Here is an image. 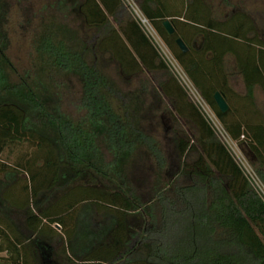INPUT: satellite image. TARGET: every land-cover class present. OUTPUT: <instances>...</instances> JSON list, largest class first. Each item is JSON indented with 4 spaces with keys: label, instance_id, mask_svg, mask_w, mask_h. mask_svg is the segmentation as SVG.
<instances>
[{
    "label": "trees",
    "instance_id": "1",
    "mask_svg": "<svg viewBox=\"0 0 264 264\" xmlns=\"http://www.w3.org/2000/svg\"><path fill=\"white\" fill-rule=\"evenodd\" d=\"M63 1L89 34L87 43L46 31L39 49L51 68L76 77L81 115L61 113L25 78L9 86L0 75V156L22 142L34 148L13 167L0 160V236L6 245L0 253L9 254L0 264H264L263 202L121 0ZM134 1L264 184V118L254 95L255 89L264 94V38L252 20L232 15L234 29L223 33L227 20L206 0L177 6ZM165 21L174 34L166 32ZM228 59L242 79L243 96L229 84ZM0 62L9 65L1 49ZM110 63L136 82L133 91L116 90L104 73ZM215 93L227 103L225 113ZM161 105L158 136L145 121ZM21 176L27 178L23 206L4 192ZM83 177L90 183H74ZM2 181L10 185L3 189ZM61 189L82 196L61 210L54 209L56 200L40 205ZM79 205L87 211L76 214ZM13 211L23 213L24 235ZM177 223L187 234V251L164 241Z\"/></svg>",
    "mask_w": 264,
    "mask_h": 264
},
{
    "label": "rangeland",
    "instance_id": "2",
    "mask_svg": "<svg viewBox=\"0 0 264 264\" xmlns=\"http://www.w3.org/2000/svg\"><path fill=\"white\" fill-rule=\"evenodd\" d=\"M170 1L175 3V6H177V2L180 4V0ZM206 1L211 5L212 10L217 14L220 20H227L226 24L222 26L220 30L221 32L227 33L229 30L234 29L233 22L230 18H232V15L242 13L252 20L255 28L254 31L259 38H264V0ZM0 4L4 5L0 12V49L9 63V65H7L0 62V75L3 77V83L9 86H16L20 82L21 77L25 78L27 83L34 88V90L36 89V92L42 93L47 99L49 105L58 108L61 113L70 117H79L81 115L78 110V98L80 92L79 82L76 77L57 71L55 68H51L41 54L39 43L41 38L45 37L43 35L46 34V31H50L49 33L53 32L54 34L56 32L59 35V38H62V36H73L81 43H87L89 34L85 31L80 19L70 12L68 4L63 0H0ZM125 6L127 7V5ZM126 7H124L126 16L132 19ZM111 25L116 27L112 20ZM166 48L171 57L175 59L167 46ZM158 56L162 61L160 55ZM88 60L90 61V58H88ZM226 64L229 73V84L238 78L237 82L233 81L232 83L234 87L233 90H243L242 81H238L239 79L241 80V77L237 74L232 59H228ZM168 71L171 74V77L174 78L171 71L169 69ZM104 73L114 81L116 90L121 93H129L136 88V82L123 77L122 74L117 71L114 64H108ZM155 79L157 81H163L164 77L162 74H158ZM149 86H156V81L153 80V82H150ZM254 93L258 108H264V94L259 89H255ZM144 97L146 98L147 96L145 95ZM162 106L163 105L159 106V109H157V112L152 119H147L145 121L146 125L151 124L152 127H155L151 130L158 136L161 135L162 132L158 123L159 117L164 114L161 110ZM227 148L237 163H239L238 158L246 159L249 162L243 148H235L234 146H227ZM33 152L34 148L30 147L27 143L22 142L21 144L4 150L0 156V160L8 166L13 167L21 157L26 154H32ZM26 180L27 178L25 176H21L20 182H18L19 184L9 187L4 191H7L6 193H8V196L12 197L17 205L23 206L26 203V195L21 190V187ZM2 182L4 183V181ZM74 183L86 185L90 183V180L87 177H83L78 178ZM74 183H71L70 186ZM7 185L10 184L8 182L4 183L2 185L3 189H5ZM96 185L100 187L105 186L106 183L103 181H97ZM62 189L59 190L56 195L50 194V199L42 201L40 205L45 206L56 200L52 205L54 206V209L61 210L62 208H65L66 204L71 203L82 196V193L76 192L75 189L68 194H64V192H62L64 190ZM76 209V214L87 211V208L81 207V205L77 206ZM11 213L12 221L17 223V232H21L24 235L23 213L19 211H13ZM0 216H2L1 213ZM183 226L184 225H182V227ZM180 228L181 227H178V223L175 225L171 224L169 228L170 232L168 236L164 238V241L166 242V245L171 246L174 249H177L180 247L179 245H181L183 248L182 250L187 251L189 249L187 247L188 237ZM54 229L57 234L60 233L57 228L54 227ZM61 238L62 236H60V239ZM5 246L4 240L0 236V248L3 249ZM8 256V253H0V258L2 259H7ZM34 260L37 261L36 258ZM32 264H34V261Z\"/></svg>",
    "mask_w": 264,
    "mask_h": 264
},
{
    "label": "built area",
    "instance_id": "3",
    "mask_svg": "<svg viewBox=\"0 0 264 264\" xmlns=\"http://www.w3.org/2000/svg\"><path fill=\"white\" fill-rule=\"evenodd\" d=\"M121 2L124 7H126L125 5H127L126 8L128 9L132 17V20L138 25V27L146 36V38L149 40V42L151 43L157 54L160 55L163 63L171 71L173 77L180 85V87L184 90L188 99L191 100L193 105L198 109V111L201 113L207 124L210 126V128L215 134V137L225 146L227 150H228L227 146L229 147L234 146L235 148L239 147L235 142H233L229 138V136L226 134L220 122L216 119L213 112L210 110V108L201 98L200 94L194 88V86L192 85V83L190 82V80L182 70V68L175 61V59L171 57L165 44L158 36L157 32L155 31L151 23L148 21V19L142 14L136 2L134 0H121ZM238 161L239 163H237L236 161L235 163L240 169L242 175L244 176V178L246 179L252 190L258 195V197L264 204V184L261 182V180L255 173L254 169L246 159L244 160L238 158Z\"/></svg>",
    "mask_w": 264,
    "mask_h": 264
},
{
    "label": "water",
    "instance_id": "4",
    "mask_svg": "<svg viewBox=\"0 0 264 264\" xmlns=\"http://www.w3.org/2000/svg\"><path fill=\"white\" fill-rule=\"evenodd\" d=\"M163 27L169 35L174 34L175 30L169 21H165L163 23ZM176 44L182 53H186L188 51L187 47L185 46V44L183 43L181 39H177ZM214 101L216 103L217 108L219 109L221 113H225L228 110L227 103L225 102L224 98L219 93L214 94Z\"/></svg>",
    "mask_w": 264,
    "mask_h": 264
},
{
    "label": "crops",
    "instance_id": "5",
    "mask_svg": "<svg viewBox=\"0 0 264 264\" xmlns=\"http://www.w3.org/2000/svg\"><path fill=\"white\" fill-rule=\"evenodd\" d=\"M238 79V78H237ZM237 79H235V80H233V81H235V82H237ZM233 81L230 83V86L232 87V89H234V87H233ZM238 81H242V79L240 80H238ZM242 84H243V82H242ZM243 88H244V85H243ZM236 93H238V95L239 96H243L244 94H245V89H243V90H238V91H236V90H234ZM254 95H255V93H254ZM259 111H260V113H261V115H262V117L264 118V108H259Z\"/></svg>",
    "mask_w": 264,
    "mask_h": 264
}]
</instances>
